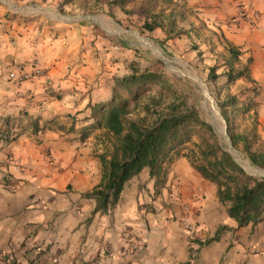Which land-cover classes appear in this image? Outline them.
I'll list each match as a JSON object with an SVG mask.
<instances>
[{
    "label": "crops",
    "instance_id": "obj_1",
    "mask_svg": "<svg viewBox=\"0 0 264 264\" xmlns=\"http://www.w3.org/2000/svg\"><path fill=\"white\" fill-rule=\"evenodd\" d=\"M64 1L0 0V255L15 264H264V220L240 227L186 157L172 156L159 177L143 170L100 207L91 108L110 100L146 40L187 54L194 31L164 42V31L146 32L118 5L91 13ZM178 1L239 52L249 86L262 87L264 140V0Z\"/></svg>",
    "mask_w": 264,
    "mask_h": 264
},
{
    "label": "trees",
    "instance_id": "obj_2",
    "mask_svg": "<svg viewBox=\"0 0 264 264\" xmlns=\"http://www.w3.org/2000/svg\"><path fill=\"white\" fill-rule=\"evenodd\" d=\"M73 1L91 13L102 11L104 5H118L126 15L140 16L146 32L164 31V42L185 35L188 28L202 42H208L178 0H65L64 5ZM209 32L220 38L217 32ZM226 46L228 88L246 77L248 73L244 72L248 71L234 75L233 63L240 54L230 44ZM159 65L164 66L158 62L154 69L143 70L136 62L130 63L126 75L114 78L110 100L91 108L90 127L92 131H101L105 147L99 155L103 180L94 192L100 207L105 209L110 197L120 195L124 185L143 170L149 169L152 177H159L162 165L173 154L193 144L190 155L185 157L207 181L217 186L219 199L230 203V217L240 227L261 222L264 220V177L249 174L225 151L213 126L202 118L185 94L175 91ZM219 96L221 115L233 146L241 145L252 166L264 170V140L258 133L259 122L251 134H237L233 120L238 112H245V104L229 92ZM1 123L8 126L4 136L11 137L8 130H12L15 120L6 119ZM195 135L199 136L198 142H193Z\"/></svg>",
    "mask_w": 264,
    "mask_h": 264
},
{
    "label": "rangeland",
    "instance_id": "obj_3",
    "mask_svg": "<svg viewBox=\"0 0 264 264\" xmlns=\"http://www.w3.org/2000/svg\"><path fill=\"white\" fill-rule=\"evenodd\" d=\"M92 4V1L89 3ZM200 26V33L208 40L207 43L201 41L195 35L188 37L191 41L189 44L190 53L185 54L183 49H177V52L167 45V49L160 47L157 43L146 40L144 49L141 50V57L135 58L133 62H136L141 69H154L158 62H162L164 66H160V69L164 72V76L169 84L175 87V91L182 92L188 97L190 104L196 105L202 118L207 123L213 126L220 143L226 152L232 155L234 160L241 165L249 174L264 177V174L259 173V169L252 166L247 155L243 152L242 146H233L230 136L227 130V123L221 115V109L219 107V95H225L230 93L240 100L241 104H245L243 108L245 110L238 112L234 117L233 125L235 126L234 132L237 134L248 135L251 134L255 128V124L258 121V103L256 99L261 95L262 87L255 83H251L246 79H249V71L246 77L233 82L230 87H226L227 78L225 76L227 67L226 60L229 55L227 54V43L216 36H213L207 29ZM189 43V42H188ZM197 46V47H195ZM201 49V50H200ZM183 53H180V52ZM131 60V59H130ZM125 64L121 68V73L128 71L125 69ZM234 75L240 70V60L238 59L233 63ZM237 66V67H235ZM246 71V70H244ZM248 109V111L246 110ZM102 139L96 138L97 146L100 145L95 152L104 151L105 147L102 144ZM199 136L193 137V142H198ZM193 148V144L187 145L183 149H180L179 154H173V157L188 156L189 150ZM189 160V158H186Z\"/></svg>",
    "mask_w": 264,
    "mask_h": 264
},
{
    "label": "built area",
    "instance_id": "obj_4",
    "mask_svg": "<svg viewBox=\"0 0 264 264\" xmlns=\"http://www.w3.org/2000/svg\"><path fill=\"white\" fill-rule=\"evenodd\" d=\"M240 18L245 20L249 24H253L254 25L255 22H256L257 16L255 14L250 15L248 12L242 11L240 13ZM34 73H35V75L37 77H47L45 75L44 71L41 70V69H35ZM10 78L11 79H16V77H15V75L13 73L10 75ZM130 249L132 251H135V250L138 249V245L133 243V242H131ZM0 264H15V259L13 257H11V256L1 254L0 255Z\"/></svg>",
    "mask_w": 264,
    "mask_h": 264
},
{
    "label": "water",
    "instance_id": "obj_5",
    "mask_svg": "<svg viewBox=\"0 0 264 264\" xmlns=\"http://www.w3.org/2000/svg\"><path fill=\"white\" fill-rule=\"evenodd\" d=\"M259 173H262V174H264V170H262V169H259Z\"/></svg>",
    "mask_w": 264,
    "mask_h": 264
}]
</instances>
